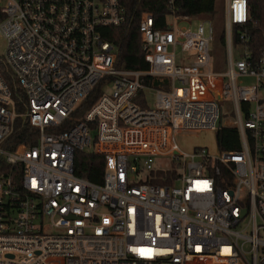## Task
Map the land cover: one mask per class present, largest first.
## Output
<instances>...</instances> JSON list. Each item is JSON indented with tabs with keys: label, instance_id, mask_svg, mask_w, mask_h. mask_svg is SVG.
I'll return each instance as SVG.
<instances>
[{
	"label": "built area",
	"instance_id": "1",
	"mask_svg": "<svg viewBox=\"0 0 264 264\" xmlns=\"http://www.w3.org/2000/svg\"><path fill=\"white\" fill-rule=\"evenodd\" d=\"M174 1L162 27L140 14L149 67L135 70L116 66L101 31L127 21L121 0H0L2 61L26 98L19 113L0 69V264H264V51L249 0H221L219 32L215 13ZM101 82L109 91L61 129ZM152 90V107L137 103ZM17 117L36 142L4 148ZM224 127L237 150L176 142ZM75 151L105 158L100 183L75 174Z\"/></svg>",
	"mask_w": 264,
	"mask_h": 264
},
{
	"label": "trees",
	"instance_id": "2",
	"mask_svg": "<svg viewBox=\"0 0 264 264\" xmlns=\"http://www.w3.org/2000/svg\"><path fill=\"white\" fill-rule=\"evenodd\" d=\"M126 8L127 21L119 27L102 28L103 36L116 47V66L122 69L146 70L148 63L141 49V38L138 32L139 16L142 12H151L156 20V27H162L167 13L168 0H121ZM248 26L252 31L251 47L255 53L264 51V0H249ZM177 12L182 15H192L202 18L214 17V0H175ZM0 11V22L4 19ZM253 44V45H252ZM257 51V52H256ZM0 69L9 86L13 90V99L16 110L21 113L25 109V94L17 86L11 73L3 64L0 56ZM103 82L93 88L72 112L70 118L61 126L68 127L69 123L81 119L85 112L101 95ZM37 129L17 117L11 135L5 140L3 147L15 149L19 145L32 146L36 142ZM217 145L222 150H237L239 148L238 132L234 127H224L216 134ZM105 158L101 154L92 151H75L74 172L93 183L102 181L105 168ZM9 168L0 163V171H8ZM165 175V174H163ZM152 184H167L166 180L156 179L148 181Z\"/></svg>",
	"mask_w": 264,
	"mask_h": 264
},
{
	"label": "rangeland",
	"instance_id": "3",
	"mask_svg": "<svg viewBox=\"0 0 264 264\" xmlns=\"http://www.w3.org/2000/svg\"><path fill=\"white\" fill-rule=\"evenodd\" d=\"M214 9H215V12H214L215 13V23L217 25V31L219 32L222 27V24L220 25L221 23L220 18H221V11H222L221 0H214ZM198 18H202V17H198ZM197 22H198L197 20H194L191 22V25H190L186 21H181L179 22V26L183 27V26L190 25L192 28H195V26L197 25ZM5 45L6 44H5L4 39L0 37V56L4 55L5 53ZM221 49L222 48L219 47V43L217 41V43L214 44V50H212V53L216 56H219L221 55ZM242 83L243 85H252L254 84V79L251 77H248V78L243 79ZM102 88L104 92L106 93L109 91L108 85H104ZM139 97L141 98V100H143L144 98L145 102H142L139 100V102H137L138 104L141 103L142 106L152 107L155 102V91L153 90L144 91L142 95H139ZM226 116L227 118L229 117L230 119H233L234 117L233 114L230 112H228ZM176 142L181 148V150H183L184 152H190L194 146L207 147L209 152L213 155H215L219 151L217 141H216L215 131H212V130H206L200 133H192V132L182 133V134L177 135Z\"/></svg>",
	"mask_w": 264,
	"mask_h": 264
}]
</instances>
